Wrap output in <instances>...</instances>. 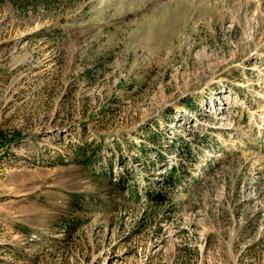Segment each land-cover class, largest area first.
Listing matches in <instances>:
<instances>
[{"label": "rangeland", "instance_id": "374dc122", "mask_svg": "<svg viewBox=\"0 0 264 264\" xmlns=\"http://www.w3.org/2000/svg\"><path fill=\"white\" fill-rule=\"evenodd\" d=\"M0 264H264V0H0Z\"/></svg>", "mask_w": 264, "mask_h": 264}, {"label": "trees", "instance_id": "16d2710c", "mask_svg": "<svg viewBox=\"0 0 264 264\" xmlns=\"http://www.w3.org/2000/svg\"><path fill=\"white\" fill-rule=\"evenodd\" d=\"M79 148V147H78Z\"/></svg>", "mask_w": 264, "mask_h": 264}]
</instances>
